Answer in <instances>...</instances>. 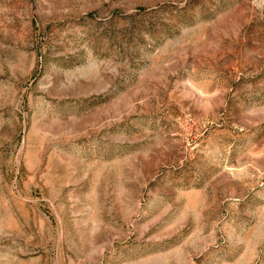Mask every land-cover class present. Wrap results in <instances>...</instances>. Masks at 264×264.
<instances>
[{
  "label": "rangeland",
  "instance_id": "obj_1",
  "mask_svg": "<svg viewBox=\"0 0 264 264\" xmlns=\"http://www.w3.org/2000/svg\"><path fill=\"white\" fill-rule=\"evenodd\" d=\"M0 264H264V0H0Z\"/></svg>",
  "mask_w": 264,
  "mask_h": 264
}]
</instances>
